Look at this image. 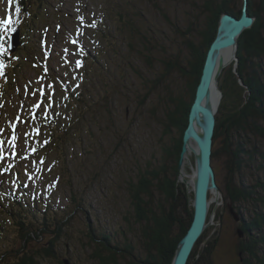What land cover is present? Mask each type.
<instances>
[{
    "label": "rangeland",
    "instance_id": "obj_1",
    "mask_svg": "<svg viewBox=\"0 0 264 264\" xmlns=\"http://www.w3.org/2000/svg\"><path fill=\"white\" fill-rule=\"evenodd\" d=\"M109 1L122 3L127 0ZM128 1L133 4L132 8L142 14L144 27L147 26L158 34V42L164 45L166 53L181 57L186 55L187 49L180 32H189L190 26L188 37L190 40H196L197 37L192 35L193 31L195 28H201L205 23V14L201 10L204 0ZM15 2L13 0V3L9 5V0H0V20L10 18V28L14 25L22 26L19 38L21 49L17 50L18 56L8 55L7 44H5L8 41L7 32L0 30V37H3L0 39V44H3L6 49L3 54H0V65H2L0 66V158L4 157L5 160L10 161V165H18L16 169L11 170L12 167L9 168L6 162L8 167L4 172H2L4 168L0 166V251L20 246V235L14 228L10 211L18 212L27 222H33L41 218L45 210L52 217H63L64 220L65 216L70 218L67 224L62 226L59 239L55 244L56 251L61 254L60 257L69 258L72 264H97L90 256L91 249L87 246L85 232L90 226V229L97 233L101 229L119 227L120 214L128 213L127 209L130 207L128 191L130 177L136 176L138 166L148 167V161L152 162L153 166L159 164L163 158L162 146L169 144L171 137H178V133H172L170 138L163 134L161 125L157 122V118L161 116V110L155 118L149 115L152 104L136 107L133 105L128 108L126 99L125 104L113 105L115 110L119 107L114 126L122 125L126 131L130 124H134L135 127L133 126L128 133L130 135L128 139H125L127 142L124 148L121 149V146L116 148L119 146V140H114V134L107 129L108 126H113L112 120L107 118L106 108L109 104L99 101L98 91L91 89L90 81L81 82L82 47L90 49L92 54L88 52L87 55L91 57L93 69H99L102 63V70H107L113 76L114 71L119 73L122 68L127 67L121 58V53L116 52L111 43L100 42L95 36L92 20L90 24L83 21V19H89L91 15L95 17L93 12L98 15L101 13L96 4L99 0H45L42 7L48 6L49 10H42L40 18L34 21L31 18L35 8L37 9V2L33 0L29 4L23 20L20 17L24 13L23 9L18 7L21 11L17 12ZM157 2L160 5V12L156 11L154 6ZM58 11L62 13V19L68 20L67 26L65 21L64 24L59 22L61 14ZM164 14H167L168 18ZM98 17H101V14ZM142 23L141 20L138 21L140 28H143ZM57 28L61 32L55 34ZM84 33L88 35L85 37ZM65 42H68L69 47L63 46ZM96 45L101 47L104 53L97 47L94 48ZM67 48L71 52L66 51ZM27 53L32 55L40 53L42 58L45 55L48 69L44 70L50 78L39 75L41 68L34 67L26 60L24 54ZM161 55L162 51L158 53V56ZM19 57L23 58V62H18ZM134 59L133 56L132 60ZM238 66L239 60L237 64L233 62L222 70L219 76L222 92L223 89L227 91L231 87L234 89L238 85L244 86ZM50 70L52 74L49 73ZM72 73L75 74L73 78ZM262 73L264 76V70ZM75 81L77 86L75 96L85 101L81 103L80 100V104L78 103L74 109L68 107V104L65 106L68 96L55 98V93L61 91L66 95L64 90H72L70 84L73 85ZM178 81L180 89L184 90L183 86L186 85L187 79L181 78ZM27 84L30 87V94ZM85 85L90 88L89 94L88 91L85 92ZM19 88L21 92L26 88L25 91H28L30 97L26 98L23 92L22 96L17 90ZM246 92L247 90L242 94L245 96L248 93ZM185 94L184 91L183 95ZM121 98L123 100L125 96L121 95ZM151 102L154 103L153 100ZM62 109H67L68 113L63 112L64 117L61 119L58 113L61 114ZM37 112L43 115L47 113L48 116L50 114L56 119L58 126H61L59 130L63 135V146H52L48 151L40 152V148H35L36 144L33 141L36 137L42 138L43 135L40 136L42 133L37 132L38 129L33 124L28 128L19 127L18 129L20 117L30 120ZM14 123L17 125L15 131L18 129L16 138L12 133ZM116 134L123 136V130ZM28 136H30V143L27 141ZM32 147L34 148L31 149ZM114 149H118L117 152H114ZM190 155L191 152L185 164L186 175L191 174L188 167L186 171V166L190 165L192 168L194 165L189 164ZM217 161L216 181L222 189L223 196L211 204L212 223L204 232L205 236L198 245L192 264H236L241 258L237 250L238 243L244 236L238 235L237 228H240L238 225L240 221L235 220L228 204L232 206L234 212H237L238 207L228 200V197L225 198L224 162ZM169 166L171 165L168 164ZM245 171L248 174L252 170L246 168ZM249 178L246 179V183L252 182V178ZM187 180L190 181V179ZM72 190L78 198L76 201L84 203L83 209L75 210ZM187 195L188 199L192 197L191 193ZM208 197L213 198V195L209 193ZM240 204L245 206L244 202ZM246 205L249 203L247 202ZM239 211L246 220L249 213L246 206ZM89 223L91 225L88 227ZM32 227H35V224ZM52 228L49 226L46 229ZM52 236L50 232L44 233L39 243L47 241ZM260 253L264 254V250H260ZM9 259H0V262H6ZM40 264L57 263L48 259Z\"/></svg>",
    "mask_w": 264,
    "mask_h": 264
},
{
    "label": "trees",
    "instance_id": "obj_2",
    "mask_svg": "<svg viewBox=\"0 0 264 264\" xmlns=\"http://www.w3.org/2000/svg\"><path fill=\"white\" fill-rule=\"evenodd\" d=\"M15 1L16 8L23 9V15L19 14L23 20L33 0ZM34 1L37 2V9L35 8L32 15L33 21L40 18L42 10H49L48 6L42 7L45 0ZM96 4L101 17H98L100 14L93 12L95 17L91 15L89 19H83V21L90 24L92 20L95 36L100 42L111 43L114 50L121 53V58L127 67L122 68L119 73L114 71L113 76L107 70H102V63L99 69H93L91 57L87 55L91 51L87 47L84 49L82 47L81 82L90 81L91 89L98 91L99 101L109 104L110 107L106 108L107 118L112 120L113 126H108L107 129L114 134V140H119V146L116 148L120 146L121 149L124 148L127 142L125 139H128L130 135L128 133L133 126L135 127L134 124H130L126 131L122 125L114 126L119 108L115 110L114 106L125 104L126 99L128 108L133 105L136 107L152 104L149 114L152 118L157 117V113L161 110V116L157 118V122L161 125L163 134L170 138L172 133L176 132L178 137H171V142L162 146L163 158L159 164L153 161L155 164L153 166L152 162L148 161V167L138 166L136 176L130 177L128 191L131 208L128 207V213L120 214L119 227L101 229L97 233L90 229L91 224H88L89 229L85 232L87 246L91 249V258L97 264H171L176 246L192 218V207L189 205L185 187L177 181L182 135L188 124L189 110L199 83L206 52L216 35L220 15L228 12L237 17L240 16L243 0H204L201 10L205 14V23L201 28H195L193 31L192 35L197 37L196 40H190L188 37L190 26L189 32H180L187 49L183 57L166 53L164 45L158 42V34L151 28L144 27L142 14L132 8L133 4L128 0L122 3L99 0ZM154 6L156 11L160 12L159 3L157 2ZM86 7H88L87 4ZM248 11L256 17V20L252 27L246 29L239 37L237 51L238 72L244 86L238 85L234 89L231 87L227 91L223 89V99L216 112L212 165L217 176L216 160H223L226 172L223 182L224 195L238 207L235 208L240 216L238 225L244 237L238 243L237 253L239 252L243 258V264H264V254L260 253V250H264V76L262 73L264 70V0H248ZM59 14H61L60 18H63L62 13ZM165 17L168 18L167 14ZM140 20L143 22V28L138 25ZM28 25L32 24L28 23ZM83 35L86 37L88 33ZM63 46L69 47L68 42H65ZM96 47L104 53L101 47L96 45L94 48ZM68 50L67 48L66 51ZM160 51L162 55L158 56ZM38 55L41 54H24L29 63L41 68L40 76L50 78V75H46L44 68L39 65ZM18 62H23V58L19 57ZM73 73L72 78L75 77ZM181 78L187 79L186 85L183 86L184 90H181L179 86L178 80ZM75 83L76 81L73 85L70 84L72 90H64L66 95L61 91L55 93V98L68 96L65 106L68 104V107L74 109L78 103L80 104V100L81 103L85 101L75 96L77 88ZM85 88V92L88 91L89 94L90 88L86 85ZM25 89L22 92L28 98L31 92L30 87L28 86L29 94ZM246 90L248 93L246 92L244 96L242 93ZM18 91L21 92L20 88ZM184 91L185 95H183ZM121 95L125 96L124 101ZM61 111L58 115L62 119L63 112L64 114L68 112H66L67 109ZM31 120L40 131L39 133H42L40 136L43 135L42 138L36 137L33 141L36 148H40V152L42 150L46 152L52 146L64 145L63 135L59 130L61 126H58V122L50 114L48 116L47 113L43 115L37 112ZM120 130H123V136H121L122 133L116 134ZM117 150L114 149V152ZM168 164L171 166L168 167ZM2 166H5L3 161ZM246 168H250L252 173L247 174ZM248 176L252 178L250 183H246ZM72 194L75 210L83 209L84 203L76 201L78 198L73 190ZM243 202L249 212L246 220L239 211L245 207L240 204ZM247 202L250 206L246 205ZM42 214L43 216L36 221L27 222L18 212L10 211L14 228L20 235L21 242L15 249L8 248L3 249V252L0 251V259L10 258L0 264H40L48 259L57 264H72L69 258L60 257L61 254L55 248L62 226L67 224L70 218L65 216L64 220L63 217H52L45 210ZM33 224L35 227H32ZM49 226L53 228L47 230ZM46 232H50L53 236L40 244L39 241ZM204 236L203 233L193 248L189 258L190 264L193 263L198 245Z\"/></svg>",
    "mask_w": 264,
    "mask_h": 264
},
{
    "label": "water",
    "instance_id": "obj_3",
    "mask_svg": "<svg viewBox=\"0 0 264 264\" xmlns=\"http://www.w3.org/2000/svg\"><path fill=\"white\" fill-rule=\"evenodd\" d=\"M256 17L248 11V0H243L240 16L224 12L220 15L216 35L211 41L202 67L199 83L192 101L188 124L182 135V147L177 165V181L182 183L186 192L191 193L189 199L192 206L191 222L179 240L171 264H187L199 238L212 223V202L223 195L221 187L216 181V173L212 165L213 136L216 124V112L223 92L219 86V76L227 67L223 61L222 52L230 51L235 64L238 63V40L241 34L252 27ZM20 28L17 27L10 38V49L14 51L19 45ZM230 63V64H231ZM229 64V65H230ZM187 152H191L190 163L186 166L191 174L188 178L182 176ZM188 171V172H189ZM191 178V187L187 179ZM191 188V189H190ZM213 198L208 197V193ZM230 212L235 220L240 221L238 212H234L230 204ZM239 236L243 234L237 228ZM66 263H68L66 261Z\"/></svg>",
    "mask_w": 264,
    "mask_h": 264
},
{
    "label": "snow or ice",
    "instance_id": "obj_4",
    "mask_svg": "<svg viewBox=\"0 0 264 264\" xmlns=\"http://www.w3.org/2000/svg\"><path fill=\"white\" fill-rule=\"evenodd\" d=\"M12 3H13V0H9V5H11ZM16 11L18 12L19 8H17ZM10 24H11L10 18L0 20V30H3L5 32H11L12 29L9 27ZM0 39H3V37H0ZM5 51L6 49L4 48L3 44H0V54H3V52ZM36 106L38 107L39 105H36Z\"/></svg>",
    "mask_w": 264,
    "mask_h": 264
},
{
    "label": "bare ground",
    "instance_id": "obj_5",
    "mask_svg": "<svg viewBox=\"0 0 264 264\" xmlns=\"http://www.w3.org/2000/svg\"><path fill=\"white\" fill-rule=\"evenodd\" d=\"M222 57H223V61L225 62V65H228V64H230L232 61H233V58L231 57V53H230V51H224V52H222ZM232 60V61H231ZM221 100V99H220ZM220 104V103H219ZM219 104H218V107H219ZM217 107V108H218ZM218 110V109H217ZM190 153V152H189ZM189 153L187 152V157L185 158L186 159V162H184V168H183V170H182V176H185V177H187V175L185 174V164L187 163V161H188V156H189ZM189 176L190 175H188V178H189ZM189 183H190V186H191V178H190V181H188ZM191 189V188H190ZM210 193V192H209ZM208 193V194H209Z\"/></svg>",
    "mask_w": 264,
    "mask_h": 264
},
{
    "label": "flooded vegetation",
    "instance_id": "obj_6",
    "mask_svg": "<svg viewBox=\"0 0 264 264\" xmlns=\"http://www.w3.org/2000/svg\"><path fill=\"white\" fill-rule=\"evenodd\" d=\"M64 21L65 22H68V20H64V19H60V23H64ZM58 30V29H57ZM240 254V253H239ZM189 264H190V260H189ZM236 264H243V258L241 257V258H239V260H238V262L236 263Z\"/></svg>",
    "mask_w": 264,
    "mask_h": 264
}]
</instances>
